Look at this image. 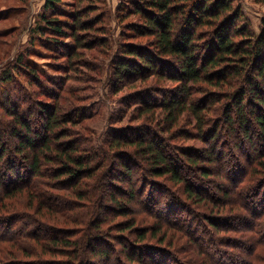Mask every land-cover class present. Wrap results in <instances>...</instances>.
<instances>
[{
  "label": "trees",
  "instance_id": "obj_1",
  "mask_svg": "<svg viewBox=\"0 0 264 264\" xmlns=\"http://www.w3.org/2000/svg\"><path fill=\"white\" fill-rule=\"evenodd\" d=\"M63 1L44 0L34 37L65 76L31 49L1 74L46 99L17 81L0 99V264H264V15L254 30L241 0H121L112 39L100 0ZM104 61L120 109L98 140L88 102ZM115 215L129 218L112 233ZM182 219L208 241L188 239L192 258L183 233L172 243Z\"/></svg>",
  "mask_w": 264,
  "mask_h": 264
},
{
  "label": "rangeland",
  "instance_id": "obj_2",
  "mask_svg": "<svg viewBox=\"0 0 264 264\" xmlns=\"http://www.w3.org/2000/svg\"><path fill=\"white\" fill-rule=\"evenodd\" d=\"M96 2V0H86L84 3L87 2ZM121 0H100L97 3V8H99L96 12L99 13L102 11H105V23L106 27H108V31L110 34L109 38H112L114 36L118 37L119 32L121 31V25H119L115 19L114 16V11L115 7ZM64 8H73L71 5L72 0H64L63 1ZM43 3L44 0H0V99L4 100V103L6 106H10L9 100L6 99V94L8 93V87L13 88L14 83L17 81V84L19 83L20 85L26 84V94L29 95L28 93L33 92V95L39 97V98H45L44 94H42L43 91H41L39 85H34V84H27L26 79H24L21 74H17L16 77L13 76L14 80H8L6 81L5 79L2 78L1 74H3L6 69L11 68L13 72H16V70L12 67L15 65V63L18 61L19 57L24 58L25 56L23 54L28 55L29 49L34 50L33 54H31L29 57H26L27 60H32L33 63L37 64L39 69L44 71V73L48 75H63L65 76V70L64 69H59L60 66L58 64H65L64 57L61 56L59 58L57 57H51L49 54H45L47 52L46 48L44 46H47L48 43L44 39H39L34 37V29L37 28L39 25H44L41 19V15L44 11L43 9ZM241 4H243L244 12H245V17L248 19L249 24L252 26L254 30H257L259 28V24L261 23V17L264 15V2H259L256 0H241ZM62 6V4H61ZM135 16H132L133 18ZM114 35V36H112ZM113 39V38H112ZM71 39H65V41H69ZM43 41V42H42ZM30 42H34V45H31ZM50 43H52L50 41ZM56 55H59V50L54 49L53 51ZM24 56V57H23ZM25 59V58H24ZM107 59V58H106ZM57 62L58 64H56ZM56 65V68L54 69V65ZM102 65L105 67L103 75H101L100 81L96 83L95 89L91 91V97L88 102V106H90L89 112H94L93 116L87 120V123L90 124V126L95 130L96 137L98 136L99 138H102L104 134H106L109 129H117L118 126L112 118H114L117 115L118 109H120V103H119V98H113L109 96L107 93L108 86L105 82L106 80V70L107 69V62L104 61V64ZM80 69H83L81 66H78ZM80 69L76 70L75 72L73 71H68V74L72 75V78L66 79L68 84L75 85V84H80L82 85V81L80 80H74L75 77H78L77 75L82 74ZM89 80H85L84 82L87 83V85H90L91 82H88ZM84 83V84H85ZM41 84V81H40ZM51 86V82L47 84L46 79L43 82V87L45 86ZM4 88V90L2 89ZM46 89V88H45ZM15 90H11V98L14 100V102L19 104L21 101L20 99L15 98ZM34 106V104H33ZM5 115V116H4ZM34 115V114H33ZM7 115L5 113L0 115V118L6 117ZM7 118V117H6ZM36 118H38L36 116ZM127 118L124 119L123 124H127ZM114 120V119H113ZM9 134L8 130L3 133L1 136V140L3 139H9ZM12 141V139H11ZM2 162H4V156L2 158ZM3 180V179H2ZM13 179L12 181H15ZM133 180H137L133 178ZM2 186V185H1ZM0 186V187H1ZM214 187V186H213ZM215 188V187H214ZM214 190V189H213ZM97 213V212H96ZM143 212H135L132 213L131 215H136V217L140 216H145L144 214H141ZM111 217V216H110ZM110 223L113 222L115 225H112L111 227L113 228L112 233H117L121 230H123V227L126 226L125 224H119L124 218H129L128 216H119L115 215L114 217H111ZM147 221H145V226L149 227V225L153 224L155 219L153 216L147 217ZM166 217L163 215L160 216V219H163L165 221ZM147 222V223H146ZM109 223V225H110ZM126 224H129L127 222ZM181 226L180 231L175 230V234L170 232V235H175V238H173V244L176 245V240L177 235H182V238H180V244L184 246H180L182 249V252H184L186 255L183 256H188V257H193L195 256L196 249H194L190 244L189 240H193V236L195 235L197 240L194 242L203 244H207L208 241L204 239L200 232L197 230V232H193L191 230L187 231L186 228H182L183 224H186L184 219L178 220L177 223L175 224L176 226ZM182 224V225H181ZM207 226V222H205ZM138 225H141V223H138ZM166 226L162 227L165 229ZM186 227V225L184 226ZM152 231L154 229H158V227H149ZM193 228V227H192ZM194 229V228H193ZM117 231V232H116ZM127 233L128 230H124L123 233ZM177 234V235H176ZM121 235V234H120ZM254 239V237H253ZM116 242V241H115ZM250 242H248L249 244ZM166 246L168 244H171L169 242L164 243ZM174 245L171 244L170 247H174ZM114 249V252H112L111 258L115 261L117 258L120 260H124L122 254H121V246L120 245H115L113 240L111 239L108 245V248ZM199 250V249H198ZM197 250V251H198ZM117 254H116V253ZM178 252V251H177ZM179 255L181 254L178 252ZM244 255H246V251L242 252ZM204 254V253H203ZM206 254V253H205ZM248 256V255H246ZM186 259V257H184Z\"/></svg>",
  "mask_w": 264,
  "mask_h": 264
}]
</instances>
